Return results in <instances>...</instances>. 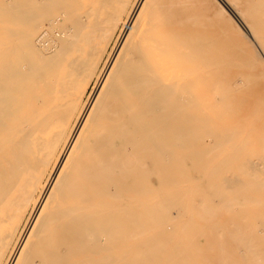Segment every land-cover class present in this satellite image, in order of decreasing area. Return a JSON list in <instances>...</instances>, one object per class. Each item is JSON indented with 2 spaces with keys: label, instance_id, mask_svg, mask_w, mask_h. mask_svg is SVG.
<instances>
[{
  "label": "bare ground",
  "instance_id": "bare-ground-1",
  "mask_svg": "<svg viewBox=\"0 0 264 264\" xmlns=\"http://www.w3.org/2000/svg\"><path fill=\"white\" fill-rule=\"evenodd\" d=\"M242 72L264 0H0V264H264Z\"/></svg>",
  "mask_w": 264,
  "mask_h": 264
},
{
  "label": "rangeland",
  "instance_id": "rangeland-1",
  "mask_svg": "<svg viewBox=\"0 0 264 264\" xmlns=\"http://www.w3.org/2000/svg\"><path fill=\"white\" fill-rule=\"evenodd\" d=\"M262 58H263V57H262ZM242 73H243V72H242ZM242 73H241V74H242ZM235 74H236V73H235ZM235 74H234V75H235ZM243 74L247 76L246 79L249 80V84L247 83V82H248L247 80H246L247 82H246V84H245V83H244L245 81L242 80L243 78L240 77V79H241L240 81H241V83H243V84H238V83H240V81L238 82L237 80H235V81L237 82L236 87H237L238 90L241 91L240 94H244L243 91L245 92V90H244L245 88L243 89L242 86H243V87L246 86V88L248 89V91L245 92V93H246L245 96H244V95H243V96H242V95H239V97H238L239 100H238V101H241L243 97H244V98H245V97L249 98V100H248L247 102H248L249 106L251 107V109L253 108L254 113H255V111L257 110V108H254V107H255L256 105H255V106H252V105H254L255 102H256L257 106H259V107L261 106V105H259V104H262V106L264 105V102H263V101H264V100H263V99H264V98H263V97H264V96H263L264 94H263V92H262V91H263V88H262L260 85H257L256 82H254V79H252L253 77H252V74H251L250 72H247V74H245V72H244ZM243 74H242V75H243ZM248 74H249V75H248ZM237 75H238V77H239V73H238ZM249 76H250V77H249ZM231 77H232V73H231ZM235 77L237 78V76H235ZM232 78H233V83H234V76H233ZM249 78H250V79H249ZM251 79H252V82H253L254 84L251 83ZM244 80H245V76H244ZM236 82H235V83H236ZM247 84H248V85H247ZM233 85H234V84H233ZM238 85H240V87H239ZM241 85H242V86H241ZM233 87H235V86H233ZM260 87H261V89H260ZM235 89H236V88H235ZM235 89H234V90H235ZM247 89H246V90H247ZM234 90H233V91H234ZM242 90H243V91H242ZM235 92H236V90H235ZM235 92H234V93H235ZM238 92H239V91H238ZM233 95H234V94H233ZM235 95H238V94L236 93ZM240 96H241L242 98H241ZM240 98H241V100H240ZM261 98H262V99H261ZM234 99L237 100V99H236V96H235ZM252 99H253L254 101H255L256 99H258V102H257V100L254 102ZM235 100H234V101H235ZM246 100H247V99L245 98V100H242V101H244V104L246 103V105H247V107H248V104H247ZM242 101H241V102H242ZM260 102H262V103H260ZM234 103H235V105H237L236 102H233V104H234ZM238 103H239V102H238ZM244 104H243V102H242V104L239 103V104L237 105V106L239 107V109H237V110L239 111V110L241 109V112H242V111H243V108L245 107ZM239 105H240L241 107H240ZM242 106H244V107L242 108ZM257 106H256V107H257ZM247 107H246V110L248 111V108H247ZM250 107H249V108H250ZM263 107H264V106H263ZM260 108H261V107H260ZM244 109H245V108H244ZM246 110H245V112H247ZM249 111H250V114H248V115H249V116L251 115L250 117H255L257 114H261V113H263L264 108L262 109V111H261V109H258V110H257V113H255V115L252 113L253 116H252V114H251L252 110H249ZM249 111H248V113H249ZM243 112H244V111H243ZM240 114H241V113H240ZM242 114L244 115V113H242ZM246 114H247V113H246ZM244 116H245V115H244ZM246 116H247V115H246ZM246 116H245V117H246ZM257 116L260 117L259 115H257ZM257 116H256V117H257ZM263 116H264V115H263ZM250 117H249V118H250ZM193 142H194V141L192 140V141H191V145H193ZM190 151H192V153H191ZM190 151L188 152V153H189V157L184 158V159H186V160L183 159V160L185 161V162H183V165H185V167L187 166L188 168H187V167H186V168L190 170V171H189V173H190V178H191L193 184H194V181L197 180L196 182L200 183V185H201V177L198 175V173H196V170L194 169V166L192 165V158H193L192 156H193V155H194V156L196 155V157H199L200 155L197 153L198 151L195 153V152H194V149H191ZM194 153H195V154H194ZM187 160H188V161H187ZM188 162H189V163H188ZM191 166H192V167H191ZM193 171H194V172H193ZM197 185H198V184H197ZM178 220H179V219H178ZM178 220H177V221H178ZM179 221H180V220H179ZM167 234H168V233H167ZM167 234H166V235H167ZM160 235H162V234L159 233V236H160ZM166 235H165V236H166ZM162 236H163V235H162ZM175 240H176V238H175ZM182 243H183V244H182ZM181 245H182V249L179 250ZM184 247H186V243H185L184 241H181L180 243H177V244H176V248L174 249L175 251L173 250V251H174V254H175L177 251H178V252L180 251V252L178 253V257H180V255H181V257L184 258L183 256L186 255L185 252L187 253V250H188V249H186V251H185ZM178 248H179V249H178ZM176 250H177V251H176ZM191 252H192V249L189 248V250H188V256H189V254H191ZM162 253H163V254H162ZM165 253H166V254H165ZM181 253H183V254H181ZM164 254H165V257H166V256H169V255H167V252H161V253H160V257L162 258ZM168 254H169V253H168ZM170 254H171V252H170ZM174 254H173V252H172L171 255H173V257H176L175 255H176L177 253H176L175 255H174ZM179 254H180V255H179ZM180 259H181V258H180ZM182 260H186V259H182ZM186 262H187V261H186ZM161 264H163V263L161 262ZM180 264H181V263H180ZM182 264H183V262H182ZM184 264H185V261H184ZM188 264H189V263H188Z\"/></svg>",
  "mask_w": 264,
  "mask_h": 264
}]
</instances>
